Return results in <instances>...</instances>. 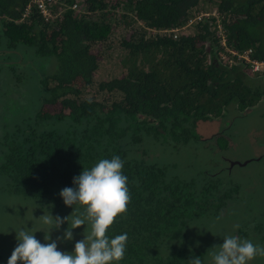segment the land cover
<instances>
[{"label":"trees","instance_id":"1","mask_svg":"<svg viewBox=\"0 0 264 264\" xmlns=\"http://www.w3.org/2000/svg\"><path fill=\"white\" fill-rule=\"evenodd\" d=\"M30 1L0 0V63L13 72L32 60V48L38 56H54L56 64L40 74L35 113L0 123V176L7 189L44 208L67 206L60 192L77 187L74 177L119 156L131 194L127 214L108 231L110 238L128 235L119 264H189L193 257L206 264L187 244L195 218L219 215L240 197L243 183L219 175L220 168L178 172L176 161L159 158L152 148L196 143L204 139L199 121L224 116L230 104L251 107L264 95V86L249 77L248 62L226 61L235 57L228 46L264 60V0H211L221 14L224 44L213 17L192 21L194 32L171 31L201 0H54L61 13L51 21L35 6L22 17ZM120 26L126 31L118 40L126 50L123 71L98 82L118 95L81 97L102 55L92 46ZM67 207L74 216L84 214L82 205ZM262 226L252 224L250 236Z\"/></svg>","mask_w":264,"mask_h":264},{"label":"rangeland","instance_id":"2","mask_svg":"<svg viewBox=\"0 0 264 264\" xmlns=\"http://www.w3.org/2000/svg\"><path fill=\"white\" fill-rule=\"evenodd\" d=\"M195 7L191 11L192 16L178 26L177 33L196 31L192 21L197 19L198 14L206 13L208 18L213 17L212 22H217L216 28L221 32L220 43L223 44L226 37L219 19L221 14L218 16L216 13L215 3L211 0H201ZM125 32L123 26L115 27L105 41H97L92 46V48H100L102 55L98 67L92 74L91 83L81 87V97L101 100L118 95L108 94V91L99 89L98 82L123 71L120 60L126 50L118 45V40ZM227 49L233 48L228 46ZM28 52L32 60L28 62L24 60L13 72L9 71L6 63H0L2 64L0 65V123L23 121L39 108L40 74L51 72L55 67L56 59L52 55L38 56L32 48L28 49ZM20 59L17 61L19 62ZM249 77L253 79L254 84L263 87L264 62L258 69L249 66ZM198 126L201 129L197 131L204 137L200 141L186 143L177 149L170 144H162V147L152 149L159 158L176 161L178 172L185 169L191 173L194 169L192 166H202L211 170L220 168L222 170L219 175L227 179L233 177L243 183L240 186V197L236 201L229 203L219 215L206 214L195 218L196 221L190 229L192 238L187 244L202 253L206 264H214L212 254L219 252L224 237L238 236L237 230L242 226H246L242 240L248 239L254 244L264 246L262 229L258 230L255 237H251L248 232L254 223L263 224L264 229V95L262 94L251 107L242 110L235 104H230L224 116L215 117L214 120L199 121ZM220 138L223 141L222 146L219 142ZM232 182L234 183L233 180ZM44 213L61 218L72 215L67 206L44 208L41 204L27 201L21 195L8 190L0 176V264H8L12 252L19 243L16 232L21 229L34 232L41 243L55 241L59 251L69 253L74 252L76 242L85 239V235L91 232V224L86 223L72 229V240L62 239L69 224L65 222L59 229H52L38 219ZM248 220L251 222L249 223ZM46 235L51 236V241L45 239ZM250 264H264V257H257Z\"/></svg>","mask_w":264,"mask_h":264},{"label":"clouds","instance_id":"3","mask_svg":"<svg viewBox=\"0 0 264 264\" xmlns=\"http://www.w3.org/2000/svg\"><path fill=\"white\" fill-rule=\"evenodd\" d=\"M123 168L124 161L119 156L101 159L90 170L84 169L74 177L73 183L77 187L62 189L60 195L64 203L69 207L84 206V214L61 218L44 213L38 218L52 229H59L67 222L69 228L62 238L66 240L73 239L72 229L90 223V234L75 243L74 252L59 251L51 236H45L51 242L41 243L34 232L21 229L16 232L19 243L8 264H119L125 258L128 235L110 238L108 231L119 217L127 214L131 203L128 178L123 174ZM219 248V252L212 254L214 264H250L257 257H264V246L238 236H225ZM189 264H202V260L193 257Z\"/></svg>","mask_w":264,"mask_h":264},{"label":"built area","instance_id":"4","mask_svg":"<svg viewBox=\"0 0 264 264\" xmlns=\"http://www.w3.org/2000/svg\"><path fill=\"white\" fill-rule=\"evenodd\" d=\"M54 4V0H31L26 6L25 9L22 12V17H25L29 14L32 6H35V8L39 11V13L41 14V16L43 17V19L45 21H51L54 18H56L57 16H59V14L61 13L60 9L55 10L53 7ZM77 2H73L70 7L76 8L77 7ZM202 16H207L206 13H201L198 14L196 17L197 19H200ZM218 26H220L218 24ZM179 27L176 26L174 28L171 29V31L177 33ZM218 34H221L220 29ZM225 43V42H224ZM223 43V44H224ZM228 53L231 54L232 56H235L233 58H227L226 61L228 63L232 62H236L239 63L241 62V58L245 61L248 62L253 68L258 69L260 64H263L264 60H259L256 58H251L249 56V51L250 49H244L243 51H238L236 49H227ZM223 57H225V55H222Z\"/></svg>","mask_w":264,"mask_h":264}]
</instances>
